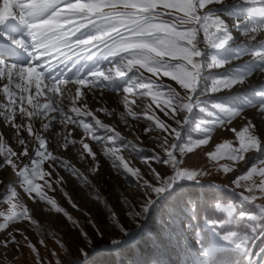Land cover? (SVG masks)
Here are the masks:
<instances>
[{
  "label": "snow or ice",
  "instance_id": "1",
  "mask_svg": "<svg viewBox=\"0 0 264 264\" xmlns=\"http://www.w3.org/2000/svg\"><path fill=\"white\" fill-rule=\"evenodd\" d=\"M222 2L223 0H2L0 81L6 83L0 91L8 102L0 105L3 109L0 116L15 129L20 150L8 147L5 151L4 137L0 135V157H3L0 168L11 166L18 178L19 187L33 202L38 199L51 205L57 213H63V208L57 206L44 189H53V184L63 183V178L58 174L59 169H71L75 176H80L81 173L61 155L53 153L47 143L48 138L41 136L33 127V120L47 119L48 122L42 126L45 130L51 129L54 123L62 124L65 128L68 125L79 126L93 141L110 144L111 146L106 145V154L114 158L117 168L136 180L138 189L143 190L138 191L131 199L125 197L122 206L127 211L123 218L114 209H110L115 234L108 241L106 252L109 254H118L149 237L146 223L154 216H165L175 221L184 208L193 211L196 205L186 192L187 182L201 184L203 178L212 173L205 168L187 166L183 158L187 153L208 145L217 126L225 128L234 134L235 140L217 144L216 150L209 151L206 155L209 160L217 163L216 172L228 175L235 173L237 166L246 161V154L260 151L264 144V129L259 128L254 118H248L246 113L248 108L256 109V115L264 121V90L255 91V102L248 98L237 101L232 96L212 99L211 102L207 99L221 92L231 93L234 86L243 84L256 71L264 73V51H253L252 63L245 67L226 69L224 73L210 77L205 86L201 87L206 69L224 67L243 54L242 49L233 51L231 42L234 41V36L222 15L235 17L233 27L237 31H264V0H242V3L255 7H237L224 10L223 13L209 7ZM201 44L204 48H201ZM206 49L215 50L221 55L219 58L213 55L211 62L205 63L203 58ZM18 52L25 54L24 59H13ZM89 61L92 62L91 66ZM104 61L109 62L107 66H102ZM60 65H64L69 72L75 69L74 74L57 78L52 74V69ZM166 78L174 81L182 92L165 83ZM68 85L76 86L74 94ZM105 86L117 93L126 94L123 102L128 116L134 120L146 119L151 122L144 129L145 133L158 130V135L153 137L158 151L153 149L151 155L141 158L148 168L146 173L142 174L139 168L130 166L131 160L121 154L129 147L127 142L118 143L124 140L121 132L103 123L88 108V93ZM129 95L135 98L129 100ZM146 97L151 99L143 112L134 111L132 106L137 104V98ZM64 100L70 102L69 107L63 104ZM153 104L167 121L155 114ZM194 109L204 114L196 124V129L203 136L179 144L177 141ZM97 111L112 114L106 107ZM50 113L58 115L49 116ZM89 117L94 124L88 122ZM97 128L107 135L96 134L94 129ZM24 131L28 138L21 135ZM61 135L57 132L52 137L56 140L58 149L70 150L69 145L73 148L79 145L77 151L82 159L91 157L92 161H96V153L89 143L83 139H70L72 130L63 135L62 143ZM32 137L38 141L35 147H30L33 141L29 138ZM25 158L28 163H23ZM45 161L50 162L47 172L41 168ZM220 161L226 162L219 163ZM153 163L163 167L157 169L153 167ZM98 167L97 163L92 171H97ZM257 176L258 182L254 179ZM37 180L44 181V184L41 185ZM231 184L236 189H243L240 196L244 202L255 203L257 199H264V159H258L247 171L231 178ZM7 191L10 194L2 199L13 210L7 215L0 213L4 218L0 229H8L10 223L20 221L35 225L37 221L30 214V209L17 201L19 193L16 188L9 187ZM17 208L20 211H16ZM215 209L226 213L230 219L236 213L231 203L222 207L221 203L216 202ZM238 216L251 221H264V204L258 206V215L240 211ZM202 219L204 229L201 231L206 229L204 238H201L199 232L195 234L190 259L185 264H230L226 253L233 247L244 251L246 264H264V247L259 252L249 250V242L256 238L257 228L260 236L264 237V223L253 227L249 235L241 234L238 230H222L223 220L206 216ZM68 220L73 227L77 226L71 217ZM126 221H130L134 227L130 228ZM92 227L96 229L95 224ZM17 232L21 230L8 231L0 239V248L7 249L10 245L18 244ZM80 235L86 240L80 252L87 256L96 245L89 233L80 231ZM97 235L102 237L103 233L97 230ZM23 241L24 244L20 247L26 245L32 252H37L27 235H23ZM39 243L43 246L44 239ZM56 243L64 246L61 240ZM52 255L56 253L53 252ZM37 264H40L39 260ZM56 264H61V261L57 260ZM157 264L163 262L158 261Z\"/></svg>",
  "mask_w": 264,
  "mask_h": 264
},
{
  "label": "rangeland",
  "instance_id": "2",
  "mask_svg": "<svg viewBox=\"0 0 264 264\" xmlns=\"http://www.w3.org/2000/svg\"><path fill=\"white\" fill-rule=\"evenodd\" d=\"M255 35L256 39H262L264 38V31H258L255 33ZM201 48H204L203 44H201ZM211 50L212 49L205 50V56L207 57L208 63L211 62L208 58V52L215 51ZM253 51L255 50H251L250 52L243 50V54L241 56L247 52L248 54H251ZM256 51H264V49L262 50L260 48ZM249 57L250 59L253 58L252 55ZM234 62H238V59H235ZM53 63L55 64V61H53ZM108 63V61H104L102 66H107ZM88 64L91 66L92 62L89 61ZM230 64H233V60L224 67L206 69L204 72V81L201 83L203 85H201V87L205 86V82L209 79V76L215 77L224 73L226 69H235L246 66L240 63L229 66ZM64 70H67V68L64 65H60L59 67H54L52 69V74L57 78H63L65 76H72L75 72V69H73L70 73L71 75H69V73H64ZM165 81L166 83H171L173 87H176L177 90L182 92V90L179 89V86L176 85L174 81L168 80L167 78ZM4 83H6V81H0V89H2ZM68 87L74 94L76 86L68 85ZM243 90H246L248 94H251L245 95L244 97L252 99L255 102V91L264 90V73L256 71L250 77H247L243 84L234 86L231 93L221 92L215 97H209L207 99H216V97L221 94H225V97L230 95L237 96L239 93H242ZM125 95L126 94L123 92L117 93L113 91L111 87L105 86L96 89L94 92L88 93L87 105L88 108L92 110L96 117L103 123L115 127L121 132L124 140L119 141L118 143L127 142L129 144L128 149L122 151L121 154L124 155L126 159L131 160L130 166L139 168L143 174L148 171V168L142 163L141 158L151 155L153 149H157L158 151L157 142L153 139L154 136L158 135V130L145 133L144 129L147 128L151 122L146 119L134 120L132 117L127 115V110L125 109L123 102ZM128 98L131 100L135 97L129 95ZM0 99V105H4L8 102L2 91H0ZM150 99V97L137 98V104L133 105L132 109L142 113L143 109L147 107L148 103L150 102ZM161 99H163V97H161ZM101 101H103V103H101ZM41 102H44L43 98H41ZM63 104L66 107L70 106V102L68 100H64ZM104 107L111 110L112 114L109 115L105 111H97V109ZM152 108L155 110V114L159 116L160 119L167 121V118L163 116V113L155 108V104L152 105ZM0 111H3V109L0 108ZM194 112L200 113L201 116L198 114V118L192 121L191 116L194 115ZM246 113L248 118H254V122L259 126V128L264 129V121H262L261 117L256 115V109L248 108L246 109ZM51 115L58 114L50 113L49 116ZM189 115L190 121L183 127V134L180 140L177 141L179 144H185L190 141H194L195 139L202 138L203 136V133L196 129V124L199 123V121L204 117V114L199 112L198 109H194ZM121 116H123V119H121ZM87 119L88 122L94 124V121H92L91 117ZM19 122V117H17V123ZM47 122V119H35L32 123L33 127L37 132L40 133L41 136L48 138L47 143L49 144L53 153L61 155L65 160L73 164L80 170L81 175H73L71 169H59L58 174L63 178V183L53 184V189H44V191L47 193V196L53 199L57 206L63 208V213H57L55 209L46 202L39 201L38 199L33 202L28 198L27 194L23 193V190L19 187L18 178L12 171L11 166L5 165L4 167L0 168V213H4L5 215L11 214L13 210L11 205L6 203L2 198L10 194L7 191L9 187H14L19 193L17 201L28 207L30 209V214L33 215L34 219L37 221L35 225L28 221L14 222L9 224L8 229H0V239H3L7 235L8 231L20 229L23 235H27L29 240L37 248V252L34 253L26 245L24 247H20L21 244H24L23 235H21V232H17L16 237L17 241L19 242L18 244L10 245L7 249L0 248V264H37L38 260L40 261V264H56L57 260H60L61 264L85 263L95 252L106 250L110 237L115 234L113 232V228L115 226L111 220L110 209H114L116 213L120 214V218H123V214L127 211V208L122 206V202L125 197L131 199L138 191L143 190L142 188L138 189L136 180L130 175L124 174L122 169L117 168L115 166L117 162L114 160V158L106 154L107 146H111L110 144H107V142L105 144H101L93 141L90 136L84 133L83 129L79 126L68 125L67 128H65V126L62 124L54 123L51 129L45 130L42 126ZM171 123L173 127H176L174 122ZM68 130L73 131V135L70 137V139H83L84 142L89 143L90 147H92L93 151L96 153V161H92L91 157L82 159L79 152L77 151L79 145H77L75 148L69 145L70 150H62L57 148V142L55 139H52V137L57 132L61 133L62 135L60 140L62 143L63 135H65ZM94 130L96 131V134L107 135L103 132V130L98 128ZM0 135H3L4 137L3 148L5 151L8 147H12L13 150L16 151L20 150L15 129H13L10 122L5 121L2 116H0ZM21 135L28 138L26 131L22 132ZM29 139L33 141L30 147H35L38 143V141H35V137ZM225 140L234 141V134L230 131H227L223 127L217 126V128L212 132V139L209 141L208 145L200 146L192 153H187L183 157L186 161V165L190 167L205 168L212 173L210 176L204 177L203 183L200 185L205 184L207 186L214 187L213 185L216 184L219 185L218 187H214L216 189L225 188L230 190L232 193L237 194L239 199L236 201V203L229 202L235 207L236 212L237 207H241L244 204H250L254 208L252 210L249 209V211L245 213L249 215H258V206L260 204H264V199H257L255 203L242 201L240 193L243 191V189H236L235 186L231 184V178H234L235 175L247 171L254 163L257 162L258 159H264V154L262 155L264 152V144H262L260 151H252L246 154V161L241 162L237 166L235 173L225 175L223 172L218 173L215 171L217 163L215 161L209 160L208 156L206 155V153L209 151H215L216 145L224 143ZM2 159L3 157H0V160ZM225 162L226 161H220L219 163ZM23 163H28L27 158L24 159ZM97 163L99 165L98 170L92 171V169L96 167ZM153 167L159 169L163 166L153 163ZM41 168L44 172L49 171L50 162L45 161ZM85 177L87 179H85ZM145 178H147V176H145ZM45 179L49 178L45 177ZM254 179L257 182L259 181L258 176L254 177ZM37 182L41 185L44 184V181L42 180H37ZM187 184L194 183L187 182ZM257 195L259 196V193H257ZM33 196H35L34 193ZM73 205H76V207H73ZM221 205L222 207H225L227 206V203H221ZM216 210L218 212L220 211L219 209ZM16 211H20V209L17 208ZM235 214L236 213H234V218L230 219L227 217V219L224 221V224L234 221L238 222L239 225V222L242 220V218L235 216ZM68 217H71V220L76 222V227L72 226V223L68 220ZM155 217L156 216H154L152 219ZM165 220L168 223L171 221L167 217ZM3 221V216H0V223H3ZM89 221H91V223H89ZM126 222L130 228L134 227L130 221ZM261 222L262 221L260 219L256 221L248 220L247 223L249 224L250 233H248L244 228H239L238 231H241V234L248 233L251 235L252 228L262 224ZM148 223L149 221L146 223V227ZM92 224L96 225V229L92 227ZM157 224L161 229H163L166 223L165 221L163 222L161 219L157 218ZM178 224L182 226V229L179 230L181 231L180 233L186 237V240L189 239L194 244L195 234L198 231L192 229V227L182 217L178 219ZM97 230L103 233L102 237L97 235ZM80 231L89 233V235L92 237L93 243L96 245L95 249L91 250L87 256L81 255L80 252V249L83 248L84 244L86 243V240L81 237ZM160 235L163 237L166 236L165 233H161ZM41 239H44L45 241L43 246L39 243ZM57 240H61L64 246L61 247L60 244L56 243ZM53 252H55L56 255H52ZM171 260L175 259L173 258ZM171 260H169L170 264H172ZM148 263L157 264L156 261H149Z\"/></svg>",
  "mask_w": 264,
  "mask_h": 264
},
{
  "label": "trees",
  "instance_id": "3",
  "mask_svg": "<svg viewBox=\"0 0 264 264\" xmlns=\"http://www.w3.org/2000/svg\"><path fill=\"white\" fill-rule=\"evenodd\" d=\"M209 7L223 13L224 10L237 7H243L247 9L255 6L244 4L242 3V0H223L221 4H215ZM222 18L225 19L230 31L234 36V41L231 42L233 51L237 50L236 48L246 50L248 52H250L251 50L256 51L260 48L262 50L264 49V38L256 39L255 33H243L241 31H237L233 27L235 23V17L230 18L222 15ZM248 52L241 56L238 59V62H234V59L233 64L237 65L240 63L247 66L249 63H252L254 61V58L250 59L249 56L251 54H248ZM213 55H216L219 58L221 54L217 52L215 54V51H209L208 58L210 59V61ZM204 61L205 63H208L206 56L204 57ZM233 64H230L229 66ZM210 77L212 76H209V78ZM245 95L251 94H248L246 90H243L242 93H239L237 96H230L234 97L237 101H242L245 98ZM224 97L225 94H221L216 97V100L223 99ZM211 100L212 99H210L209 102H211ZM193 114L194 115L191 116L192 121L198 118V114L201 116V114L198 112H194ZM263 154L264 152L262 153V155ZM186 192L191 201L196 205L193 211H189L187 208H184L180 213L181 216L179 215L175 221L171 220L170 223L166 222L165 216L157 215L151 221L149 220V223L146 227L147 232L149 233V237L141 239L134 247L125 248L118 254H109L106 252V250L97 251L89 257L88 261L79 264H149V261H162L163 264H170L169 260L173 258L175 260H171L172 264H185V262L190 259L189 253L192 252L191 245H193V243L189 239L186 240V237L180 233L181 231L179 230L182 229V226L178 224V219L182 217L192 227V229L200 232L202 238H204L206 230L201 231L202 229H204L202 217L206 216L207 218L225 221V219H227L226 213H222L220 211L218 212L215 209V203H236V201L239 199L237 194L232 193L228 189H216L205 184H188ZM253 208L254 207L250 204H244L241 207H237L235 216H238V213L240 211L248 212L249 209L252 210ZM157 218L161 219L163 222L165 221L166 224L163 229H161L157 224ZM247 221L248 220L246 218H242V220L239 222V225L238 222L234 221L225 223L222 226V230H239V228H244L248 233H250L249 224L247 223ZM261 223H264V221H262ZM161 233H165L166 236H161ZM263 246L264 237L260 236L259 230H257L256 238L249 242V250L252 252H259V250ZM226 256L230 261V264H246L245 253L242 250L231 248L226 253ZM253 259H255V257H253Z\"/></svg>",
  "mask_w": 264,
  "mask_h": 264
},
{
  "label": "bare ground",
  "instance_id": "4",
  "mask_svg": "<svg viewBox=\"0 0 264 264\" xmlns=\"http://www.w3.org/2000/svg\"><path fill=\"white\" fill-rule=\"evenodd\" d=\"M2 99V98H1ZM1 99H0V101H1ZM3 101H5V100H3ZM3 103V102H2ZM43 122V121H42Z\"/></svg>",
  "mask_w": 264,
  "mask_h": 264
}]
</instances>
